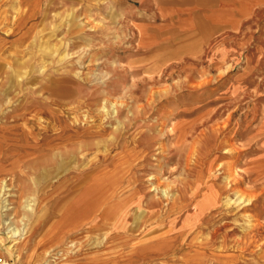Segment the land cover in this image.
Wrapping results in <instances>:
<instances>
[{"label": "rangeland", "instance_id": "374dc122", "mask_svg": "<svg viewBox=\"0 0 264 264\" xmlns=\"http://www.w3.org/2000/svg\"><path fill=\"white\" fill-rule=\"evenodd\" d=\"M173 4L0 0V264H264V0Z\"/></svg>", "mask_w": 264, "mask_h": 264}, {"label": "crops", "instance_id": "0c3cea01", "mask_svg": "<svg viewBox=\"0 0 264 264\" xmlns=\"http://www.w3.org/2000/svg\"><path fill=\"white\" fill-rule=\"evenodd\" d=\"M245 0H176V4H173L174 17L177 18V22L172 23L173 27L177 30H186L184 28L192 27L199 20L206 22L214 27L228 28L234 30L236 27H232L231 23L228 21L219 20L216 18L217 12L221 9H232L236 8V5L243 4ZM181 3V4H180ZM167 9L168 6H163ZM179 11H178V10ZM169 10V9H168ZM177 10V11H176ZM197 11V14H195ZM190 20L192 24H183L184 19ZM21 24L25 23L23 19Z\"/></svg>", "mask_w": 264, "mask_h": 264}, {"label": "bare ground", "instance_id": "6f19581e", "mask_svg": "<svg viewBox=\"0 0 264 264\" xmlns=\"http://www.w3.org/2000/svg\"><path fill=\"white\" fill-rule=\"evenodd\" d=\"M26 7V6H25ZM25 9V8H23ZM86 119V118H85ZM194 147V146H193ZM96 155V154H95ZM11 159V158H10ZM9 160V159H8ZM6 164H10V163H6ZM68 171V170H67ZM4 173V172H2ZM8 174V173H7ZM63 174V173H62ZM48 175V174H47ZM61 175V173H60ZM230 176V175H229ZM59 177V176H58ZM226 178V177H225ZM95 181V180H93ZM52 183V182H51ZM53 184V183H52ZM24 189H23V193L26 191L27 193H30L29 192V187L27 188V186H23ZM37 190V189H36ZM238 191V190H236ZM236 193V192H235ZM0 195H1V208H0V219H1V215H2V212H5V211H10L12 209V206L10 205V202H9V196H10V193H9V186L8 184L6 183V180H2L1 181V185H0ZM242 195V194H241ZM23 196V195H22ZM35 196V195H34ZM30 197L33 198V195H30ZM35 198V197H34ZM247 199V198H246ZM20 200V199H19ZM238 200V199H237ZM231 200H230V197H228L225 201V205H228L230 204ZM243 202V201H242ZM241 204V203H240ZM19 205V204H18ZM25 207H26V204H25ZM68 212L70 213L71 212V208L70 209H67ZM11 213V212H10ZM40 216V215H39ZM3 218H4V215H3ZM3 224H6V228L8 229V231L10 232V235L11 236H16L18 234H23V233H20L22 230L24 231V229H22L21 231H18L17 229H15L14 227H11L10 226V221H7V220H2ZM24 228V227H23ZM138 228V227H137ZM20 230V229H19ZM22 231V232H23ZM150 231V230H149ZM26 233V232H25ZM154 239V238H153Z\"/></svg>", "mask_w": 264, "mask_h": 264}]
</instances>
